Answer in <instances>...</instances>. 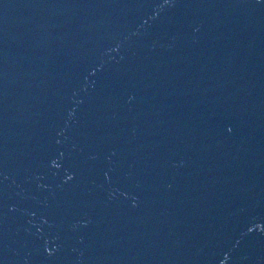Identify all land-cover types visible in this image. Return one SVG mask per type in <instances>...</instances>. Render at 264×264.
Masks as SVG:
<instances>
[{
	"label": "water",
	"instance_id": "95a60500",
	"mask_svg": "<svg viewBox=\"0 0 264 264\" xmlns=\"http://www.w3.org/2000/svg\"><path fill=\"white\" fill-rule=\"evenodd\" d=\"M0 264H264V0H0Z\"/></svg>",
	"mask_w": 264,
	"mask_h": 264
}]
</instances>
